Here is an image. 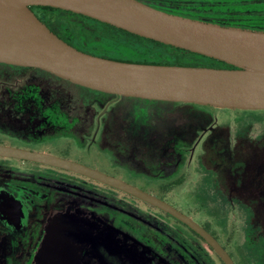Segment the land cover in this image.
Instances as JSON below:
<instances>
[{
    "label": "rangeland",
    "instance_id": "obj_1",
    "mask_svg": "<svg viewBox=\"0 0 264 264\" xmlns=\"http://www.w3.org/2000/svg\"><path fill=\"white\" fill-rule=\"evenodd\" d=\"M139 1L244 27L243 13L218 0ZM252 2L264 13V0ZM111 95L0 63V142L127 181L208 223L234 263L264 264V110ZM130 106L148 115L123 120ZM1 196L21 221L0 220V264H221L161 210L70 171L0 157Z\"/></svg>",
    "mask_w": 264,
    "mask_h": 264
},
{
    "label": "water",
    "instance_id": "obj_2",
    "mask_svg": "<svg viewBox=\"0 0 264 264\" xmlns=\"http://www.w3.org/2000/svg\"><path fill=\"white\" fill-rule=\"evenodd\" d=\"M50 6L222 61L204 67L116 60L77 50L29 6ZM0 63L32 67L103 93L215 108L264 110V30L168 13L139 0H0ZM0 157L41 163L120 190L198 235L222 264H235L203 226L164 200L99 169L44 151L0 144Z\"/></svg>",
    "mask_w": 264,
    "mask_h": 264
},
{
    "label": "trees",
    "instance_id": "obj_3",
    "mask_svg": "<svg viewBox=\"0 0 264 264\" xmlns=\"http://www.w3.org/2000/svg\"><path fill=\"white\" fill-rule=\"evenodd\" d=\"M218 1L228 6H232L231 9H236L237 11L243 13L239 18L244 28L264 30V13L252 12L256 11L254 9H258L260 7L257 6L256 8L252 9L250 5L255 3L252 2L253 0ZM29 8L34 13V15L57 37L77 50L88 54L131 62L204 67H231L230 65L214 58L190 52L188 50L168 44H163L149 38L141 37L105 22H100L96 19L78 13H73L68 10L39 5H32L29 6ZM81 88L84 89L85 87ZM100 93L103 94V92H99V94ZM111 96L118 97L119 95L112 94ZM124 98L132 100L138 103L140 106L166 102L136 97L124 96ZM204 107L210 108L209 106ZM136 111L137 110L134 109V107H128L127 110L124 111L123 120L126 116H128L129 119L133 121L148 115L143 111V115L141 114V116L140 113ZM164 214L169 216L166 213ZM174 220L184 226L188 231H190L194 236L204 243V241L198 235L188 229L184 224L180 223L176 219ZM202 226L216 238L214 231L208 228V223H204ZM227 252L229 253V251ZM229 255L231 256L230 253ZM217 259L219 260L218 257ZM220 263L222 264L221 261Z\"/></svg>",
    "mask_w": 264,
    "mask_h": 264
},
{
    "label": "flooded vegetation",
    "instance_id": "obj_4",
    "mask_svg": "<svg viewBox=\"0 0 264 264\" xmlns=\"http://www.w3.org/2000/svg\"><path fill=\"white\" fill-rule=\"evenodd\" d=\"M0 144H5V143L1 142ZM6 145H9V144H6ZM17 147H20V146H17ZM2 197L3 196L0 197V210H2V213L0 212V220L7 222L9 225L12 223L10 226H13V224L15 225L19 222V220L21 219L20 218L21 215L13 211L14 208L11 207L12 205L7 206L6 205L7 202L5 203V198H2Z\"/></svg>",
    "mask_w": 264,
    "mask_h": 264
}]
</instances>
